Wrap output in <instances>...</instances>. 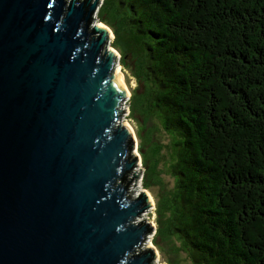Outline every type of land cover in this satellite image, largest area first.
Returning <instances> with one entry per match:
<instances>
[{"label": "water", "instance_id": "obj_1", "mask_svg": "<svg viewBox=\"0 0 264 264\" xmlns=\"http://www.w3.org/2000/svg\"><path fill=\"white\" fill-rule=\"evenodd\" d=\"M101 2L0 0V264H157Z\"/></svg>", "mask_w": 264, "mask_h": 264}, {"label": "trees", "instance_id": "obj_2", "mask_svg": "<svg viewBox=\"0 0 264 264\" xmlns=\"http://www.w3.org/2000/svg\"><path fill=\"white\" fill-rule=\"evenodd\" d=\"M99 18L135 54L146 86L132 106L148 96L179 147L166 235L194 264H264V0H103Z\"/></svg>", "mask_w": 264, "mask_h": 264}, {"label": "rangeland", "instance_id": "obj_3", "mask_svg": "<svg viewBox=\"0 0 264 264\" xmlns=\"http://www.w3.org/2000/svg\"><path fill=\"white\" fill-rule=\"evenodd\" d=\"M103 0L100 4V7ZM100 7L94 13L93 22L96 24H103L105 27H109L111 33V39L109 40V48L115 49L118 54V64L116 66V72L120 71L123 75L126 85L129 88L130 95H128L126 101L124 102L125 110L123 111L124 121L126 124H130L135 130L136 139L135 142V153L138 154V165L136 166V173L138 174V181L135 184L134 178V189L138 192H147V194L153 198L151 208H152V224L154 230L148 235L147 242L148 247L155 249L156 255L155 262L157 264H194L190 255L182 248L181 241H179L175 236H167L166 231L163 227L166 226L161 224V221L165 219L161 213H159V201L164 194L171 196L174 194L176 180L174 175L175 167L172 163H175L173 159L174 154L178 151L179 147L172 143V136L166 131L163 124L160 121L158 115L149 116L146 112L149 111L151 106V101L149 97L143 98V103L140 106H132L133 96L135 99L141 98L139 94L145 92V82L137 76V66L135 54L130 50L129 43L124 40L123 37L116 33L115 28L112 27L107 22L99 18ZM122 42V43H121ZM149 116V118H147ZM151 137L152 142L149 141ZM160 146L159 154V177L158 180L152 176L149 177V171L147 168L151 165V160L149 159L148 153L151 147L156 148ZM146 159V160H144ZM149 177V178H148ZM150 197V199H151ZM166 229V228H165ZM167 230V229H166ZM165 233H163V232ZM165 234V236L163 235Z\"/></svg>", "mask_w": 264, "mask_h": 264}, {"label": "bare ground", "instance_id": "obj_4", "mask_svg": "<svg viewBox=\"0 0 264 264\" xmlns=\"http://www.w3.org/2000/svg\"><path fill=\"white\" fill-rule=\"evenodd\" d=\"M100 26H103V24H100ZM107 27H108V26H107ZM109 29H110V28H109ZM110 30H111V29H110ZM110 30H109V31H110ZM111 32H112V30H111ZM110 35H111V33H110ZM117 76H118L119 81H120V82L122 83V85L124 86V88H125V90H126V94H127V96L130 95L129 88H128V86L126 85L125 79H124L123 75L120 73V71H117ZM127 125L130 127V129L132 130V132H133V134H134L135 142H136V139H137V141H138V138H137V136H136L135 130H133L134 128H133L130 124H127ZM150 197H151V195H150ZM152 199H153V198L151 197V201L153 202ZM157 252H158V251H157ZM157 256H159V253H158Z\"/></svg>", "mask_w": 264, "mask_h": 264}, {"label": "flooded vegetation", "instance_id": "obj_5", "mask_svg": "<svg viewBox=\"0 0 264 264\" xmlns=\"http://www.w3.org/2000/svg\"><path fill=\"white\" fill-rule=\"evenodd\" d=\"M124 180V179H123ZM123 180H120L119 182L124 183Z\"/></svg>", "mask_w": 264, "mask_h": 264}, {"label": "clouds", "instance_id": "obj_6", "mask_svg": "<svg viewBox=\"0 0 264 264\" xmlns=\"http://www.w3.org/2000/svg\"><path fill=\"white\" fill-rule=\"evenodd\" d=\"M118 55V54H117ZM124 107V106H123ZM124 110H125V107H124Z\"/></svg>", "mask_w": 264, "mask_h": 264}]
</instances>
